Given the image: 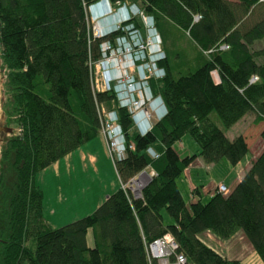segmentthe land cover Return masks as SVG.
I'll return each mask as SVG.
<instances>
[{"label": "trees", "instance_id": "1", "mask_svg": "<svg viewBox=\"0 0 264 264\" xmlns=\"http://www.w3.org/2000/svg\"><path fill=\"white\" fill-rule=\"evenodd\" d=\"M97 2L0 0V59L19 130L0 151V264H156L145 246L164 235L189 264H238L207 246L201 238L206 232L221 240L241 233L264 264V148L227 194L214 190L206 203L186 204L176 184L196 158L235 166L248 153L246 138L227 139L212 113L224 129L252 115L264 139V45L254 48L264 40V0H140L146 14L187 32L203 52L214 50L197 69L177 77L159 63L165 77L160 87L151 86L166 115L145 136L133 130L112 94L93 88L100 45L120 35L93 36L87 9ZM221 45L227 49L218 50ZM101 105L116 107L134 146L114 164L119 183L146 169L154 175L139 197L119 186L90 215L52 229L35 176L98 135ZM185 134L199 152L180 158L173 145ZM148 148L159 157L151 159Z\"/></svg>", "mask_w": 264, "mask_h": 264}, {"label": "rangeland", "instance_id": "2", "mask_svg": "<svg viewBox=\"0 0 264 264\" xmlns=\"http://www.w3.org/2000/svg\"><path fill=\"white\" fill-rule=\"evenodd\" d=\"M100 1V0H99ZM122 5V4H120ZM125 5H133L137 12L140 13V16L134 17L131 21V25L137 29V33L140 36H143V32L145 30L141 15L151 17L153 19L154 28L156 29L157 34L160 37L161 44L160 49L162 52V55L164 56V60L166 65L169 67L172 76L177 77L178 75H184L189 72L194 71L199 66H201L204 62L208 60V55L200 50L188 37L187 32L179 30L174 24L171 22L163 19L158 18L154 15L146 14L143 10V6L141 5L140 0H126ZM111 9H116L117 5L113 6L111 5ZM87 16L88 21L92 27L93 36L95 38H101L102 36L107 35V32H113L118 30L121 34V31L124 30L121 28V26H114L111 22L109 26H103L104 18L98 19L96 22L92 21V16L90 15L89 10L87 9ZM99 24L102 26L101 28V34H98L95 30V25ZM112 25V26H111ZM129 28V27H128ZM109 34V33H108ZM113 37L111 40L113 42ZM140 38H132V41L134 44L139 45L140 44ZM264 45V40L261 43H257L255 45V49H259ZM129 45H125V51L129 49ZM100 53H101V59L98 63L93 65L92 67V79L93 81H96V89L100 90V81L102 80V76L104 75V71L101 68V63L104 62L106 59L104 57V50L105 46L100 45L99 47ZM118 56H123L124 63H127L131 66L132 60L131 58L135 59L139 56V58H142V54L140 49L138 48L137 51H135L134 54H127L123 53L120 55L118 53ZM131 61H128V60ZM144 65H142L143 67ZM157 67L162 68L164 70V76L162 78H149L148 86L154 96H160L158 94L154 93V89L151 86V83L153 82L155 85L161 86V80L165 77V69L163 67H160L159 64H157ZM140 66L137 64L135 68L129 69V71H125L124 69L120 72L123 73V76L125 77L126 81H130V78H135L136 74H140L139 72ZM115 70H110V72L113 74ZM8 70L4 66L2 60L0 59V78H1V95H0V114L4 118L3 126L9 129H12V134L5 135L4 140L15 134L18 133L19 130L16 127V114L14 112L15 106L13 104V90L10 89L8 85ZM213 79L217 80V76L215 73H212ZM95 86V83H94ZM110 94V93H109ZM115 101V100H114ZM115 106L116 102H115ZM105 112H109L112 110L116 111V107L113 105L110 107H107L106 105H102ZM150 125L151 127L155 122H157L156 117L151 116ZM211 121L224 132V135L228 139H233L237 136H243L246 138V143L248 145L249 151L244 157L243 165L246 163V165L249 163L251 159L255 158L264 148V139L260 137V133L262 130L261 125H255L254 123V117L252 115L245 116L241 121L236 123L235 125L231 126L228 129H224L218 120L217 116L212 113L210 115ZM206 124L203 123V127L205 128ZM133 128V125H132ZM99 133L103 136L102 132L99 131ZM104 138V136H103ZM105 140V138H104ZM127 142V141H126ZM3 144V143H2ZM2 144L0 145V151L2 148ZM130 144V143H128ZM132 144V143H131ZM106 145V142H105ZM133 145V144H132ZM107 149V147H106ZM174 151L177 153V155L180 158H184L186 156H192L197 155L199 152V147L195 140L192 138V136L185 134L182 136L180 141H177L173 145ZM86 150V149H84ZM108 153V151H107ZM109 167L110 170L101 169L99 173H94L92 169L89 168L88 165L82 164L81 166H74L72 165V169L69 173H66L64 171L60 172V175L55 177L50 170V168H46L42 172H39L36 174L34 182L37 188L42 193V209H43V216L48 221V224L53 227V229L60 228L66 224H69L71 222H74L80 218H83L85 216L90 215L95 211L91 210V206L94 202L95 195H102L103 190H105L107 187H114L119 188L121 187V184L118 181V178L115 174L114 169V162L111 156L109 155ZM223 163L225 160H223ZM199 165L197 170L193 171V174L197 177V180L202 181V184L204 187H207L209 185V182L213 180H217L222 178L223 176H228L226 183H230L233 181L232 176L227 175V172L229 170V167L231 166H223L220 162L210 165L205 163H200L198 158L195 159V161L191 164L192 165ZM214 165V166H213ZM228 165V164H226ZM242 165V164H241ZM240 166L238 171H242L241 168L244 166ZM228 167V168H227ZM151 169H148L146 172L140 173L138 176L135 177L136 180V186H134V189H138L141 191V189L148 183V181L153 176ZM150 173V174H149ZM231 174V173H230ZM199 181V182H200ZM140 182L139 185L142 187L138 188L137 183ZM179 188L182 192L183 200H188V190H187V182L185 181L184 175L181 174L179 178ZM216 188V185L213 186L211 191H214ZM227 191H229V188L225 187ZM116 191V190H115ZM114 191V192H115ZM136 191V190H135ZM139 191V192H140ZM133 193V192H132ZM194 193V192H193ZM192 193V194H193ZM134 194V193H133ZM207 197V196H206ZM208 199L204 198L202 199L203 203H206ZM201 201V202H202ZM90 235V236H89ZM207 235V236H206ZM205 236H203L204 241H208L213 247L216 246V249H220L222 247L225 250H228L229 252H238L244 256V261L241 264H262L259 257L253 252H251V248L247 246L245 241L240 237L239 233L234 234L232 237L221 240L219 238L214 243L213 240H209V233H206ZM87 236L91 238L92 240V233L91 231H88ZM90 240V241H91ZM247 242V241H246ZM249 245V244H248ZM89 247H92L89 245ZM224 251V250H223ZM253 251V250H252Z\"/></svg>", "mask_w": 264, "mask_h": 264}, {"label": "built area", "instance_id": "3", "mask_svg": "<svg viewBox=\"0 0 264 264\" xmlns=\"http://www.w3.org/2000/svg\"><path fill=\"white\" fill-rule=\"evenodd\" d=\"M122 5L118 4L116 9H111L109 0H100L96 4L88 8L90 15L96 16L97 19L104 18V21L110 19L112 15H117L119 11L123 10L124 14L120 19L113 21L114 26H121V34L114 38L113 42L105 41L101 45L105 46L104 57L105 61L101 63V68L109 61L110 63L116 59L118 53L122 55L126 53L125 45H129V52L127 54H134L138 48L141 51L142 58L139 56L135 59L131 58V66L124 63L125 71H129L131 68H135L138 64L140 66V74H136L135 78H130V81L125 82V77H120L117 73L112 74L104 71L102 80L100 81L101 89H96V81L92 79V85L95 91L110 93L114 96L117 108L124 109L130 116L133 130L139 136H145L151 130L150 120L151 116L156 117V120H161L166 115V108L160 96H154L148 86L149 78H162L164 76V70L157 67L161 61L164 60L162 55L160 44L161 40L159 35L154 28L153 19L151 17L142 16L141 19L144 25L143 36H139L137 29L131 25V21L134 17L140 16L133 5ZM199 19V16L194 18L195 21ZM129 27V28H128ZM114 32V31H113ZM110 34V32H107ZM106 35V34H104ZM103 37V36H102ZM140 38L141 41L139 45L134 44L132 38ZM227 46L221 45L218 50L224 51ZM214 50L205 52L209 55ZM123 58V56H121ZM101 59V58H100ZM130 59L128 61H131ZM100 61V60H99ZM97 61L96 63H98ZM124 61V58H123ZM95 63V64H96ZM94 64V65H95ZM110 64H108L109 66ZM142 65H144L142 67ZM93 78V77H92ZM255 79L254 77L252 78ZM95 83V86H94ZM100 117V132H102L106 147L109 155L113 161L123 160L126 152L132 151L134 146L126 142L123 130L118 122L117 112L115 110L105 112L102 105L99 108ZM146 154L153 160L157 159L159 156L151 149L146 150ZM115 164V162H114ZM154 175V173L152 172ZM136 186L135 178L129 180L126 184L121 185L122 189L130 190L134 193L135 197H139L140 190L134 189ZM138 188L142 187L137 186ZM141 189V188H140ZM136 190V191H135ZM215 190L223 195L227 194L225 186L222 183L216 185ZM145 251L149 260H154L156 264H189L186 258L177 252V245L173 241L170 235H164L161 238L154 240L145 246Z\"/></svg>", "mask_w": 264, "mask_h": 264}, {"label": "crops", "instance_id": "4", "mask_svg": "<svg viewBox=\"0 0 264 264\" xmlns=\"http://www.w3.org/2000/svg\"><path fill=\"white\" fill-rule=\"evenodd\" d=\"M84 149H86V150H84ZM255 158H253L250 161H248L249 163L247 165L245 163L244 164L245 166L242 163L243 160H244V158H243V160H241L237 165L229 167L227 175L232 176L233 181L231 182V184L230 183L229 184L226 183V181L228 180L227 179L228 176H223L220 179L213 180V181L209 182V185L207 187H204L203 184H202V181L197 180L198 176H195L193 174V171L197 170L199 165L194 164L192 166L191 165L188 166L182 172V175H184L185 181L187 182V190H188V200L184 201V202L186 204H188V203H194V202H197V201H202V199H204V198L209 199L213 195V191H211V189L213 188V186L217 185L218 183H222L225 187L227 186L229 188V191H230L240 181V179L243 176L244 172L249 169L251 163L255 160ZM108 159H109V156H108V153H107L105 140H104L103 136L100 133H98V135L95 138H93L92 140L86 142L85 144H83L82 146H80L79 148H77L76 150H74L73 152H71L70 154L66 155L65 157H63L62 159H60L59 161H57L56 163L50 165L47 168L48 169L50 168V170L52 171L53 175L55 177H57V178L60 175V172H62V171L66 172V173H69L71 171L72 167H73L72 165H74V166H76V165L81 166L82 164L88 165L89 168L92 169V171L94 173H99L101 169H104V167L106 168V170H110V167H109L110 165H109ZM198 160H199V162L201 164L204 163L200 158H198ZM219 162L221 164H223V166H230L226 160H225V162H227V163H223V160H221ZM226 164H228V165H226ZM241 164L244 167L241 168V170L242 169L243 170L239 172L238 169L240 168V166H242ZM207 165H209L208 167H210V165H212V164H207ZM146 171H148V169L144 170V172H146ZM179 178L176 180V184H177V188H178V190H179V192H180V194L182 196V192H181V190L179 188V183H178ZM117 189L114 188V187H112V188L111 187H109V188L107 187L105 190H103L104 194L95 195L94 196L95 197L94 202H93V204L91 206V210L89 212L94 210V208L98 207L105 200V198L108 195L112 194ZM182 198H183V196H182ZM45 221L48 224V221L46 219H45ZM51 228L53 229V227H51ZM206 233H209V232H206ZM206 233L201 235V238H202L203 241H204V239H203L204 237L203 236H205ZM239 234H240V237L245 241L247 246L250 247V245H248V243L246 242V240L244 239L242 234L241 233H239ZM213 238H214V236L212 234H210L209 235V240H213ZM86 239H87V245L88 246L89 245L92 246L93 245V241L91 240V238L87 236ZM216 240H218V239L214 238L213 242L215 243ZM204 242H205V244L207 246H209L210 248L215 250L217 253L222 255L228 261H237L238 264H241L244 261V256H242V254H240L239 251L238 252H231V251L229 252L228 250H225L224 248H223V250H224L223 251L222 247H220V249H216L215 245H214V247L211 245L212 243L210 244L208 241L207 242L204 241ZM251 252L253 253L252 249H251Z\"/></svg>", "mask_w": 264, "mask_h": 264}, {"label": "bare ground", "instance_id": "5", "mask_svg": "<svg viewBox=\"0 0 264 264\" xmlns=\"http://www.w3.org/2000/svg\"><path fill=\"white\" fill-rule=\"evenodd\" d=\"M123 14H124L123 10L119 11V13L116 16L115 15L110 16L109 17L110 19H108L107 21L103 22L102 25L105 26V27L109 26V24L111 22L120 19ZM91 20L96 22L98 19H97L96 16H93ZM101 28H102V26H100L99 24L95 25V30L97 31L98 34H101ZM126 53H130L129 50H126ZM123 62L124 61H123V58L121 56L116 57V59H114L111 63L108 61L103 66V70L109 72L110 69L114 68L116 72L122 71L125 68V65H124ZM108 64H110V65L108 66ZM117 75H120V77H123V73L122 72L117 73ZM139 184H140V182L137 183L138 186H140Z\"/></svg>", "mask_w": 264, "mask_h": 264}, {"label": "water", "instance_id": "6", "mask_svg": "<svg viewBox=\"0 0 264 264\" xmlns=\"http://www.w3.org/2000/svg\"><path fill=\"white\" fill-rule=\"evenodd\" d=\"M0 85H1V78H0ZM0 95H1V90H0ZM1 99V98H0ZM3 122H4V118L3 116L0 114V145L3 143L4 141V136L5 135H10L12 134V129L6 128L3 126Z\"/></svg>", "mask_w": 264, "mask_h": 264}]
</instances>
